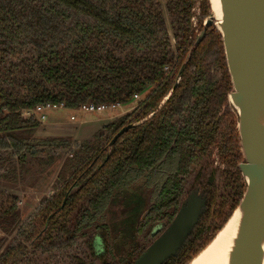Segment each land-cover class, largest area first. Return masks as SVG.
Returning <instances> with one entry per match:
<instances>
[{
  "label": "trees",
  "instance_id": "trees-1",
  "mask_svg": "<svg viewBox=\"0 0 264 264\" xmlns=\"http://www.w3.org/2000/svg\"><path fill=\"white\" fill-rule=\"evenodd\" d=\"M195 1L0 0L1 179L17 183L40 174L60 159L56 153L43 156V148L66 146L63 140L33 137L39 123L24 118L23 109L122 104L152 88L133 120L155 111L110 148L111 138L132 121L136 110L75 144L60 166L53 193L32 213L34 225L23 230L28 245L12 240L0 254V264H47L62 250L61 258L74 264L76 238L104 219L116 188L142 176L150 188L143 225L171 221L192 174L206 178L210 203L216 206L212 216L221 217L211 230L200 225L178 257L165 264H187L236 208L246 184L237 168L243 158L236 110L228 100L232 86L219 31L210 25L193 45ZM199 2L198 30L201 20L211 16L209 1ZM166 65L180 69L181 79L157 109L173 85L174 72L165 74ZM212 144L227 164L224 170L211 167L207 150ZM17 202V195L0 189V231L16 226ZM43 254H48L44 260Z\"/></svg>",
  "mask_w": 264,
  "mask_h": 264
},
{
  "label": "water",
  "instance_id": "water-1",
  "mask_svg": "<svg viewBox=\"0 0 264 264\" xmlns=\"http://www.w3.org/2000/svg\"><path fill=\"white\" fill-rule=\"evenodd\" d=\"M208 1L210 5V0ZM219 3L222 13L220 24H216L212 11L207 24L213 23L222 39L232 86L228 100L238 116L237 130L243 158L238 168L246 188L236 208L208 244L238 209L239 225L229 264H262L264 126L260 127L257 117L264 118V0H219ZM202 35L203 32L196 43ZM203 206V200L196 193L187 196L172 222L132 264H163L169 258L175 257L197 225L204 210Z\"/></svg>",
  "mask_w": 264,
  "mask_h": 264
},
{
  "label": "flooded vegetation",
  "instance_id": "flooded-vegetation-1",
  "mask_svg": "<svg viewBox=\"0 0 264 264\" xmlns=\"http://www.w3.org/2000/svg\"><path fill=\"white\" fill-rule=\"evenodd\" d=\"M199 3H200L199 0H196L194 5H193V7H192V9H191V11L193 12V15L190 18V21H191L192 27L194 28V33H195V40L193 42V45H197V44L200 43L201 39L203 38V36L205 34V31H206L207 27H209L210 25L214 26L213 23L210 24V25L207 24V20L211 16H209V17L206 16V17H204L201 20V29L200 30L197 29L198 21H199V17H200ZM202 32H203L202 37L200 38L199 42L196 43V40L198 39L199 35ZM173 44H174V41H173V39H171V47H173ZM171 71H172V74L174 72L173 85L171 86L169 91L161 98V100H160V102H159V104L157 106V109L160 108L164 104V102L170 97L171 93L174 90V87L180 82V79H181V76H180V73H179L180 69L177 70L175 66H168V65L163 66V72H165V74H169ZM151 89L152 88H147L145 91H143L141 93L133 94L132 98H130V100L128 102L122 103V104L117 103V104H114V105H105V104L96 105L94 103L89 102V103L82 104V105H80V106H78L76 108H73V109L66 108L62 104H59V105H56V104H45V105L37 106L35 108L23 109L21 111V115L24 118H27V117H30V116L35 118L38 121V123H39L38 128L40 126H42L44 124L45 120H46V116L44 114L37 115L38 111L42 110V109H45V108H49V107H52V108L61 107V108L69 109V110H72V111H80L82 114H89V115H96V116H100L104 111H111L110 114L113 113V112H120V114L114 116L108 122L103 123L102 125L97 127L91 135H89L87 138L81 139V140L75 138V136H74L75 133H73L71 136L70 135L69 136L68 135L60 136V135H49V134L48 135H42V134L38 135V133L36 132L38 130V128L35 130V132L33 133V137L40 138V139L63 140V141L66 142V146L65 145L61 146L58 149H55V148H52V147L51 148L50 147H44L43 148V150L45 151L42 154L43 156H46L47 154L51 155L53 153H56L57 155L60 156V159L55 162L57 167L55 168V172H54L55 176L52 179V184H51L53 189L50 190V191H47V193L44 195V197H42V198L38 197L36 199L35 203L32 205V206L35 205L33 207V209L31 208L32 206L29 207V209L25 210L24 214H22L21 211H20L21 206H24V196L22 194H20V195L17 194V196H18V202H17V205H18V221H17L16 226L14 227V229L11 232H7L6 233V232L0 231V241H1L0 254L4 251L5 247L7 245H9V243L12 240H14V239H15L16 242H24L25 243V240H26L25 239L26 238V234L25 233L26 232L23 233L25 231L24 229H25V227L27 228V226L30 223H32V217H33L32 213L35 211V208H36L37 204L39 203V201L41 199H43V198H46V197L50 196L53 193V190H54V187H55L56 181H57V173H58V171L60 169V166H61L62 162L64 161V159L69 157V150L72 149L75 146V144H82V143L92 139V137L95 134H97L98 132H100L105 125L113 122L114 120H116L117 118H119L121 116H124V115L129 114V113H133L135 110H136L135 113L130 118V119H132V121L128 125L122 127L111 138V140L108 143V148H110L115 143L117 138L122 133H124L127 129H129L132 126H136V125L144 122L145 120L149 119L153 115V113L155 111L150 112L149 114H147L146 116L140 118L139 120H133L139 114V109H138L139 104L143 103L145 101L146 95L151 91ZM98 106H104L105 109L101 110V111H96L95 109ZM120 107H125V109L124 110H120V111H115V110L119 109ZM90 108H92V109L90 110ZM231 111H232L233 114H235L232 109H231ZM236 114H237V112H236ZM236 117H237V120H238V116H236ZM69 121H71L73 123L72 125H76V128H75V131H76L77 130V124H75L74 115L69 116ZM124 128H126V129L122 133H120L118 135V133ZM114 137H116V138L112 142ZM207 152H208L209 157H210L209 160L211 162V165H212L211 167L212 168H214V169L216 168L218 170H224L225 168H227V164L224 163L221 160L219 149H218L216 144L210 145L208 147ZM54 164H52V165H54ZM238 165H239V163L237 164V168H238ZM50 166H47V167H50ZM47 167H45V168H47ZM238 170H239V168H238ZM240 175H241V173H240ZM206 181L207 180H206L205 177H201V178H197L196 179L193 174L189 178L186 179V181L184 183V186H183V189H182V198H181V201H180V203L178 205V208L176 209V212H175L173 218L175 217V215H176L181 203L191 193H196V195L199 196L203 200V202H204V206H203L204 210H203V212H202V214H201V216L199 218V221H198L197 225L192 230V232L188 235V237H187L184 245L182 246L180 252L175 257H171L168 260H166L163 264H165L168 261L178 257V255L183 250L184 246L190 240H192L194 234L196 233V231H197L198 227H200V225L202 226V225H204L206 223V224H208V226H209V228L211 230L215 224L219 223L221 217L219 218L218 215L212 216V213L215 210L216 206L212 205V202L210 203V201H211V186ZM132 184H130V185H132ZM130 185H127V186H130ZM186 185H188V189H186ZM144 186L147 189L150 190V188L147 187L145 184H144ZM123 187H126V186H123ZM114 192L115 191H113V194H114ZM13 194H15V193H13ZM113 194H112V197H113ZM111 198H110V200H111ZM147 211L143 215V217H142V219L140 221V224L138 226V232L142 233V232L145 231V234H144V240H143L144 242H143V244L141 246L138 247L137 250L129 252L128 255H126L124 257H120L118 259L115 257L114 252H113V248H112V244H111V240H110V229H109L108 224L105 222V217H106V212H105L104 219L101 222H99L97 224H93L92 226H90L88 229H86L84 231L85 234H83V235L81 234L83 232L82 231L80 233L81 235L76 238L74 244L72 245V249L76 248L77 251H75V252L77 254H76V257L73 256V259L71 261H73L74 264H132L134 262V260L143 251H145L146 247L149 246L157 237H159L161 235V233L166 229V227L173 220V218H172L171 221L167 225H164L162 222H157V223H155V224H153L151 226L143 225L142 220L145 217V215L147 214ZM226 211H227V209H225L224 212H226ZM34 223L35 222L33 221V223L30 224V225H34ZM102 225H105L106 230H103L101 228ZM20 228H23V229H20ZM44 228H46V225L43 227V229ZM19 230H22L21 231L22 233H18L17 231H19ZM7 235H12V238H10V241L7 244L3 245V242L5 241L4 236H7ZM206 235H207V233H206ZM25 245H28V243H25ZM61 254L62 255H60L58 252H55L56 259H50L49 258V260L46 261V262H48L47 264H69L67 259L63 260L61 258L63 256V254L65 255V251L64 250H62ZM47 256H48V254H43L41 256V259L44 260ZM123 258H126V259L124 261L120 262L119 260L123 259ZM20 264H22V263H20Z\"/></svg>",
  "mask_w": 264,
  "mask_h": 264
},
{
  "label": "rangeland",
  "instance_id": "rangeland-1",
  "mask_svg": "<svg viewBox=\"0 0 264 264\" xmlns=\"http://www.w3.org/2000/svg\"><path fill=\"white\" fill-rule=\"evenodd\" d=\"M167 22H169L168 19ZM124 109L125 107H120L115 111ZM110 112L104 111L101 115H110ZM39 114H44L46 120L36 131L38 135H55L56 132H63L64 136H71L75 133L76 125H72L73 123L69 121V116L74 115L75 119L78 120V117L82 113L61 107H49L39 110L37 115ZM18 135V137H23L20 133ZM56 167L55 163L50 167L43 168L40 174L32 173L17 183L0 178V189L24 196V206H21L20 209L21 213L24 214L25 210L29 209L38 197H44L47 191L53 189L51 184L55 176ZM186 189H188V185H186ZM149 199L150 190L144 186L143 176L132 185L115 190L106 210L105 222L110 229V240L117 259L137 250L143 244L145 231L142 233L138 232V226L143 215L148 210L150 205ZM34 206L31 208L33 209ZM4 238L3 245L10 241L12 235L4 236Z\"/></svg>",
  "mask_w": 264,
  "mask_h": 264
},
{
  "label": "bare ground",
  "instance_id": "bare-ground-1",
  "mask_svg": "<svg viewBox=\"0 0 264 264\" xmlns=\"http://www.w3.org/2000/svg\"><path fill=\"white\" fill-rule=\"evenodd\" d=\"M210 7L216 24L219 25L222 17L219 0H210ZM257 118L262 128L264 126V118L261 116ZM239 218L240 213L236 209L224 228L189 264H229L230 254L237 235ZM262 264H264V241Z\"/></svg>",
  "mask_w": 264,
  "mask_h": 264
},
{
  "label": "crops",
  "instance_id": "crops-1",
  "mask_svg": "<svg viewBox=\"0 0 264 264\" xmlns=\"http://www.w3.org/2000/svg\"><path fill=\"white\" fill-rule=\"evenodd\" d=\"M122 112V111H121ZM120 114V112H113L110 115H88V114H81L78 117V120L75 119V124H77V130L75 131V138L81 140L87 138L91 135L94 130L102 125L105 122H108L114 116ZM72 116V115H70ZM55 135H64L63 132H56Z\"/></svg>",
  "mask_w": 264,
  "mask_h": 264
},
{
  "label": "built area",
  "instance_id": "built-area-1",
  "mask_svg": "<svg viewBox=\"0 0 264 264\" xmlns=\"http://www.w3.org/2000/svg\"><path fill=\"white\" fill-rule=\"evenodd\" d=\"M89 109V108H88ZM92 108H90V110H91ZM105 108H104V106H98L95 110L96 111H101V110H104Z\"/></svg>",
  "mask_w": 264,
  "mask_h": 264
}]
</instances>
